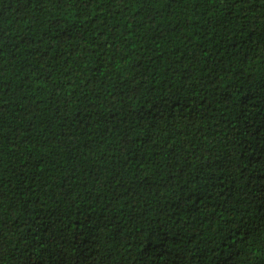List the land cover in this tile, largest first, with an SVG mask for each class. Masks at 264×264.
Returning <instances> with one entry per match:
<instances>
[{"label":"trees","instance_id":"obj_1","mask_svg":"<svg viewBox=\"0 0 264 264\" xmlns=\"http://www.w3.org/2000/svg\"><path fill=\"white\" fill-rule=\"evenodd\" d=\"M0 264H264V0H0Z\"/></svg>","mask_w":264,"mask_h":264}]
</instances>
